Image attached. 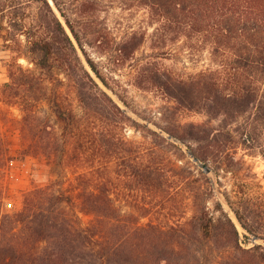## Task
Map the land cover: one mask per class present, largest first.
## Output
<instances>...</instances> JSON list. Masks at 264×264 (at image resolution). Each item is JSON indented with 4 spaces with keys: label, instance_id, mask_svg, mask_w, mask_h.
<instances>
[{
    "label": "trees",
    "instance_id": "16d2710c",
    "mask_svg": "<svg viewBox=\"0 0 264 264\" xmlns=\"http://www.w3.org/2000/svg\"><path fill=\"white\" fill-rule=\"evenodd\" d=\"M15 1L0 2V12L15 13L23 4ZM41 1L43 10L30 27L25 18L12 24L19 31L15 36L28 37L34 65L11 63L0 97L23 111L21 129L29 148L79 168L80 186L62 192L36 187L26 192L23 208L0 214V264H264V245H241L234 219L205 189L207 176L190 159L186 184L192 212L180 217L171 210L186 181L178 163L186 154L176 155L178 144L138 122L116 101L110 91L128 103L88 49L96 47L122 64L144 45L147 32L113 36L98 12L105 0ZM129 2L148 10L156 25L153 42L196 37L218 65L188 76L150 60L137 68L139 86H159L177 107L219 120L214 126L166 116L160 128L186 142L202 161L240 147L264 157V0ZM42 103L56 116L59 131L40 114ZM129 128L143 129V139L130 138ZM117 185L128 212L137 216L131 224L113 196ZM209 199L219 216L209 210ZM234 211L248 231L260 235L239 209ZM81 213L91 218L84 221ZM139 216L149 220L142 223Z\"/></svg>",
    "mask_w": 264,
    "mask_h": 264
},
{
    "label": "rangeland",
    "instance_id": "374dc122",
    "mask_svg": "<svg viewBox=\"0 0 264 264\" xmlns=\"http://www.w3.org/2000/svg\"><path fill=\"white\" fill-rule=\"evenodd\" d=\"M22 1L23 4H18L15 8V13H11L10 10L0 12V85L10 80L9 65L14 61L18 60L24 67H33L34 65L28 57L30 45L28 37L24 33L15 36L19 31L12 24L21 22L20 18H25L24 20L29 26L34 21L36 14L43 10L44 5L41 0H17L15 2ZM129 1L131 0H105L99 5L98 12L101 18L106 21L108 30L115 37L121 38L133 30L147 32L144 45L133 57L122 64L110 60L96 47L88 45V49L99 65L110 74L112 84L128 100V103L126 104L110 91L116 101L138 122L162 132V136L178 144L180 148H173L176 155L183 152L186 154V158L184 157L183 161L178 162L182 165L179 172L182 174V179L186 181L181 187L182 191L176 193V198L170 203L171 210L180 217L188 216L192 212L188 199L189 188L186 184L187 178L189 179L192 174V170L187 164V160L190 159L205 172L207 176L204 181L205 189L213 191L214 198L221 200L225 210L234 219L240 233L241 245L246 248L255 244L264 245L263 155L258 150L252 152L242 147L231 155H223L220 159L211 155L205 162L216 174L220 192L217 191L210 174L186 149L188 147L192 152L186 142L176 139L163 131L160 126L166 124V120H168L166 116L177 118L183 122L204 121L214 126L218 125L219 120L211 119L208 115L195 110L179 108L175 99L161 87L139 86L135 80L137 68H140V65L144 66L148 60L158 62L160 68L182 76H188L209 67H216L218 65L212 57L210 48L196 37L189 39L182 37L167 45L153 42L152 33L156 25L149 21L148 10L137 4L131 5ZM0 2L9 4L10 0H1ZM51 2L54 4L53 0ZM55 8L59 13L56 6ZM106 66L110 68L106 70ZM169 106L172 108L170 109ZM39 110L44 119H48L49 123L59 131L60 124L48 104L42 103ZM22 119L23 111L19 105L4 101L0 97V214L13 213L23 208L26 192L36 187L50 186L56 192H62L67 187L77 190L80 186L78 180L75 179L76 171L80 170L79 168L64 166L58 155L48 157L41 151L36 152L34 148H29V140L21 129ZM126 133L130 138L143 139L144 130L129 128ZM115 186H113L115 201L131 224L137 220V216L128 212L129 205L123 202L125 196L122 195L120 187L117 185V189ZM208 207L212 214L219 216L220 211L216 209L214 199L208 200ZM73 208L78 209L75 206ZM234 208L240 210L249 226L258 228L260 235L250 232L244 227ZM69 211L71 212V210ZM81 214L84 221L91 218L90 215ZM138 219L142 223L149 220L148 217L140 216ZM212 247L217 248L214 243Z\"/></svg>",
    "mask_w": 264,
    "mask_h": 264
},
{
    "label": "water",
    "instance_id": "95a60500",
    "mask_svg": "<svg viewBox=\"0 0 264 264\" xmlns=\"http://www.w3.org/2000/svg\"><path fill=\"white\" fill-rule=\"evenodd\" d=\"M186 149L193 155L194 159L199 162L200 166L210 174L215 189L220 192L214 170L209 166L207 162L200 160L199 157L191 152L188 147H186Z\"/></svg>",
    "mask_w": 264,
    "mask_h": 264
}]
</instances>
